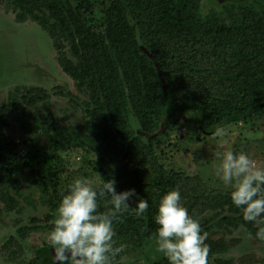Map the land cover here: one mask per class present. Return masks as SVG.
<instances>
[{
  "label": "trees",
  "instance_id": "1",
  "mask_svg": "<svg viewBox=\"0 0 264 264\" xmlns=\"http://www.w3.org/2000/svg\"><path fill=\"white\" fill-rule=\"evenodd\" d=\"M79 1L73 6L67 0H0V7L8 5L17 23L31 20L49 35L63 73L78 92L88 93L82 127H55L51 113L29 123L33 115L29 109L50 104L46 90L38 87L22 98L21 88H16L7 103H0V125L12 118L25 135L52 136L57 164L61 153L71 148L94 149L103 167L116 162L121 152L127 156L136 148L154 158L153 146L166 144L173 119L188 110L199 114L202 137L213 136L217 126L251 119L264 110V0L225 5L207 16L200 14L202 0H112L102 31L88 19L90 0ZM66 96L76 98L71 92ZM130 112L139 132L131 128ZM49 173L55 176L56 168ZM115 180L118 192L135 189L148 202L143 217L130 211L114 222L116 235L132 234L138 243L156 238L159 200L174 188H179L186 208L205 202L208 209L226 206L242 212L232 204L230 192L188 194L183 187L189 178L159 166L149 177ZM6 181L1 158L0 184ZM53 186L57 188V182ZM136 199L129 201L130 206ZM98 204L99 212L110 208L107 198ZM52 253L44 250L36 264H52Z\"/></svg>",
  "mask_w": 264,
  "mask_h": 264
},
{
  "label": "rangeland",
  "instance_id": "2",
  "mask_svg": "<svg viewBox=\"0 0 264 264\" xmlns=\"http://www.w3.org/2000/svg\"><path fill=\"white\" fill-rule=\"evenodd\" d=\"M67 1L73 6L80 4L79 0ZM90 2L93 5L88 14L90 24L102 31L112 0ZM253 2L204 0L206 6L210 5L209 11ZM7 8L8 5L0 7V103H7L16 88H21L19 98H22L27 90L38 87L46 90L50 104H40L37 111L29 109L33 113L29 123L40 114L51 113L55 127H82L85 119L82 106L89 99L88 93L78 92L74 81L63 73L49 35L31 20L17 23ZM141 48L147 52L144 46ZM67 92L76 98L66 96ZM129 115L131 128L139 132V124L131 112ZM198 116L193 110L179 113L172 121L166 144L153 146L154 158L136 148L127 156L121 152L118 160L106 167L99 166L100 157L94 149L71 148L61 153V162L57 164L51 135H25L19 123L8 118L6 125H0V160L7 170V181L0 184V264H36L42 259L43 251L50 249L47 236L52 230L54 213L62 194L76 178L102 185L107 179L149 177L159 166L169 174L189 178L183 187L188 194L231 192V187L215 175L216 151L243 150L264 165V110L251 119L226 126L224 138L200 136ZM221 139L225 141L223 147ZM53 168L55 176L49 173ZM187 209L206 233L207 264H264V241L255 237V230L264 225L247 222L242 212L226 206L208 209L207 203L202 202ZM114 239L115 247L123 245V248L112 257V264H153L166 259L156 251V238L143 243L136 242L132 234L115 235Z\"/></svg>",
  "mask_w": 264,
  "mask_h": 264
},
{
  "label": "clouds",
  "instance_id": "3",
  "mask_svg": "<svg viewBox=\"0 0 264 264\" xmlns=\"http://www.w3.org/2000/svg\"><path fill=\"white\" fill-rule=\"evenodd\" d=\"M209 8L202 0L201 16H207ZM226 134L224 125L217 126L213 133L218 138ZM224 143L221 139V147ZM215 157L218 161L215 175L225 186L231 187L232 204L241 209L245 221L264 225V165L243 150L216 151ZM115 185L114 178L104 180L102 185L76 178L68 185L47 236L53 250L52 264H112V257L123 248V245L115 247L114 222L130 211L143 217L149 207L135 189L118 192ZM134 197L137 199L133 207L129 201ZM100 198L108 199V211H98ZM154 220L159 226L156 251L168 264H207L206 233L202 232L199 220L183 205L179 188L161 196ZM255 237L264 241V227L257 228Z\"/></svg>",
  "mask_w": 264,
  "mask_h": 264
},
{
  "label": "water",
  "instance_id": "4",
  "mask_svg": "<svg viewBox=\"0 0 264 264\" xmlns=\"http://www.w3.org/2000/svg\"><path fill=\"white\" fill-rule=\"evenodd\" d=\"M156 66H157V65H156ZM157 72H158V74H159V78H160V80L163 82L164 86L166 87V84H165V82H164V79H163L162 75L160 74V71H159L158 68H157Z\"/></svg>",
  "mask_w": 264,
  "mask_h": 264
}]
</instances>
